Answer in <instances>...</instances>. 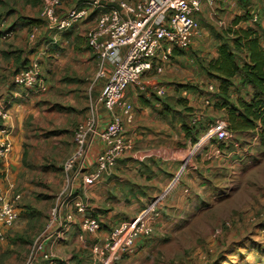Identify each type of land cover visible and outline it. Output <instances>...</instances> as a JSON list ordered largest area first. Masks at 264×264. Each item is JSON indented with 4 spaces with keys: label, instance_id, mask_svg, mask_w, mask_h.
Wrapping results in <instances>:
<instances>
[{
    "label": "crops",
    "instance_id": "crops-1",
    "mask_svg": "<svg viewBox=\"0 0 264 264\" xmlns=\"http://www.w3.org/2000/svg\"><path fill=\"white\" fill-rule=\"evenodd\" d=\"M40 1L0 0V17L6 19L13 32L9 40H0V98L9 103L10 114L9 121L0 119V125L12 128L11 163L24 157L20 152L25 139H34L33 136L37 139L62 138L63 124L57 121V113L66 106L63 97L73 98L78 94L75 90L81 87L78 96L89 100L94 95L97 101L105 85L92 89L89 84L100 69V62L87 42V33L95 24V16L90 15L66 32H58L41 16L43 3L39 4ZM85 1L62 0L58 16L64 17ZM255 15L258 19L254 22ZM195 18L199 29L190 48L174 49L162 73L154 69L143 76L140 85L130 87L125 93V102L133 107V122L125 121L126 131L134 141L133 151L124 155L97 183L87 186L83 183V175L95 170L97 157L104 149L100 139L91 137L89 154L81 161L84 172L81 174L75 169L70 172L71 196L87 205L86 215L98 221L101 229L93 233L83 231L84 215L77 213L72 197L68 198L63 213L73 215L75 223L62 238H56L58 232L55 231L45 239L44 250L38 253L36 264L46 263L43 256L47 252L53 253L59 264L88 263L95 244L107 240L152 205L157 206L156 214L151 216L153 223L160 220L162 212L165 217H173L171 221L167 220L171 225L183 222V218L205 199L202 193L207 184L200 179L208 174L211 183L212 174L216 176L218 172L217 146L204 139L207 128L216 119L228 120L232 107L243 112L242 105L250 103L255 94L254 88L237 74L231 79L232 86L226 98H221V80L212 76L208 67L219 59V47L227 42L239 64L246 62V53L235 49L236 32L255 31L264 50V0H215L204 4ZM63 54L66 56H61ZM34 62L41 65L47 92L14 84L15 75ZM112 71L113 66L108 64L106 72L109 76ZM144 85L161 86L165 94L159 97L153 92H141ZM64 89L75 90L67 94ZM225 103L226 107L223 106ZM102 106L105 111L96 112L99 129L110 121L107 109ZM71 108L72 112L77 110L73 104ZM47 133L48 138L43 137ZM238 134L244 137L254 134L258 138L260 135L264 144L261 121L255 130ZM203 148L207 149V156L200 163L195 156ZM189 151L193 160L181 158ZM44 158L42 155L40 159ZM148 239L138 238L135 253L128 257L120 255L113 264H140L139 258L148 252L145 246Z\"/></svg>",
    "mask_w": 264,
    "mask_h": 264
},
{
    "label": "built area",
    "instance_id": "built-area-1",
    "mask_svg": "<svg viewBox=\"0 0 264 264\" xmlns=\"http://www.w3.org/2000/svg\"><path fill=\"white\" fill-rule=\"evenodd\" d=\"M215 0H129L114 2L113 0H86L80 8L69 11L64 17L57 16L59 1L51 0L42 10V16L50 26L58 32H66L76 24L94 15L96 20L87 33L88 47L100 62L98 76H104L108 64L113 71L108 77L99 101L107 109L110 121L99 129L96 119H88L79 124L74 133L75 150L64 168L67 172L78 170L81 174L82 160L89 154L91 137L98 138L104 145L97 157L95 170L83 175V183L87 186L97 183L102 176L114 169L120 159L134 149V141L127 136L125 121L133 122V107L125 102L124 96L132 86L140 85L143 76L154 69L162 73L173 56L174 49L190 48L198 33L199 23L196 14L200 13L204 4ZM258 16L253 17L257 21ZM13 35L6 19L0 18V40L7 41ZM162 52V53H161ZM14 84L24 89H35L46 92L47 81L43 77L41 65L31 63L20 70L14 78ZM141 92L155 93L163 96L165 91L158 85L141 86ZM9 103L0 98V119L9 121ZM12 128L5 125L0 129V164H7L13 151L11 141ZM205 142L216 140L227 143L231 132L225 121H215L205 133ZM72 191V189H71ZM69 192L68 198L73 199ZM21 194L13 183L8 187L0 184V241L5 239L8 230L19 220V201ZM62 203L52 209L47 226L51 231L45 239H49L55 231L56 238H62L73 226V215H65ZM77 213L83 214L81 227L85 232H98L101 225L87 216V205L78 198L73 199ZM152 205L136 220L124 224L107 240L97 243L91 250V261L82 264H113L120 255L132 256L135 253L136 241L140 237H150L154 232L152 215L156 214ZM37 247V255L44 250V241ZM36 255V257H37ZM45 264H59L57 257L47 252L44 254ZM167 264H181L169 262Z\"/></svg>",
    "mask_w": 264,
    "mask_h": 264
},
{
    "label": "rangeland",
    "instance_id": "rangeland-1",
    "mask_svg": "<svg viewBox=\"0 0 264 264\" xmlns=\"http://www.w3.org/2000/svg\"><path fill=\"white\" fill-rule=\"evenodd\" d=\"M50 1L39 4L44 8ZM56 1L62 6V0ZM108 77L107 72L104 76L96 74L89 84L92 89L100 88ZM71 90L75 89L63 91L71 94ZM75 91L79 94L82 88ZM78 94L63 97L66 106L57 113V121L63 124L61 139H25L20 152L24 157L17 163L9 159L6 165L0 164V184L8 187L14 183L21 194L19 220L0 241V264H36L37 247L52 231L47 229L50 213L68 200L71 174L64 165L75 150V130L88 119L98 120V110L105 111L94 95L88 100ZM72 104L77 107L74 112ZM218 120L229 126L228 120L214 122ZM230 132L226 145L210 141L217 146L218 172L212 174L211 183L208 174L200 179L207 184L202 193L205 199L177 224L167 223L173 217L161 212L160 220L153 223L154 232L145 245L148 252L139 258L140 264H264V144L261 133L258 138ZM43 137L48 138V133ZM206 151L203 148L195 156L200 163L205 161ZM181 158L193 160L192 152L183 153Z\"/></svg>",
    "mask_w": 264,
    "mask_h": 264
},
{
    "label": "trees",
    "instance_id": "trees-1",
    "mask_svg": "<svg viewBox=\"0 0 264 264\" xmlns=\"http://www.w3.org/2000/svg\"><path fill=\"white\" fill-rule=\"evenodd\" d=\"M233 41L237 52L246 53V62L243 65L239 64L236 53L227 42L219 47L220 57L210 63L208 69L212 76H217L221 80L219 88L221 98H226L232 86L231 79L237 74H241L245 83L255 90L251 102L242 105L243 112L232 107L228 115L229 131L238 134L255 130L259 121L264 125V50L260 47L257 33L253 30L236 32ZM226 105L225 103L223 106Z\"/></svg>",
    "mask_w": 264,
    "mask_h": 264
}]
</instances>
